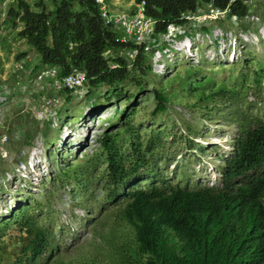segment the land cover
<instances>
[{
	"label": "rangeland",
	"instance_id": "374dc122",
	"mask_svg": "<svg viewBox=\"0 0 264 264\" xmlns=\"http://www.w3.org/2000/svg\"><path fill=\"white\" fill-rule=\"evenodd\" d=\"M26 1L34 8L36 0ZM42 1L53 8L52 0ZM109 4L133 12L136 2ZM15 5L0 0V259L13 263L24 256L27 233L13 214L29 205L52 239L37 264H138L124 255L129 242L114 226L99 140L129 119L152 146L147 169L154 168L163 183L220 186L240 124L264 122V0L250 3L244 18L184 22L169 39L149 40L142 85L135 84L139 68L129 62L127 80L98 87L85 80L74 91L37 79L43 64L10 14ZM159 90L168 101L165 111L153 114ZM201 92L211 98L201 100ZM42 96L57 97L60 106L38 119ZM142 173L139 182L145 183Z\"/></svg>",
	"mask_w": 264,
	"mask_h": 264
},
{
	"label": "trees",
	"instance_id": "16d2710c",
	"mask_svg": "<svg viewBox=\"0 0 264 264\" xmlns=\"http://www.w3.org/2000/svg\"><path fill=\"white\" fill-rule=\"evenodd\" d=\"M135 2H144L145 15L156 21L155 36L166 32L170 24L184 23L178 19L207 5L220 10L229 6V17L248 14L244 0L232 4L231 0ZM52 4L48 10L42 0H36L34 8L26 0H16L10 9L22 24L20 35L39 53L43 67H57L59 77L83 72L89 86L98 87L127 80L132 62L140 71L135 84H143L142 77L149 70L145 51L141 48L129 59L125 53L134 45L120 41V32L104 25L94 0H52ZM117 94L124 96L122 91ZM198 97L208 100L211 95L201 92ZM155 98L152 113L165 111L166 94L159 90ZM121 122L120 129L105 133L99 144L109 179L106 199L115 211L114 226L122 227L129 242L124 250L129 262L264 264L263 121H253L252 127L240 124L236 151L225 161L220 186L195 187L165 184L154 168L147 169L152 146L129 119ZM143 171L148 181L140 183ZM29 211L28 205L13 214L14 223L27 233L24 256L5 264H37L52 247L51 235ZM0 264H4L1 259Z\"/></svg>",
	"mask_w": 264,
	"mask_h": 264
},
{
	"label": "built area",
	"instance_id": "2783aa9c",
	"mask_svg": "<svg viewBox=\"0 0 264 264\" xmlns=\"http://www.w3.org/2000/svg\"><path fill=\"white\" fill-rule=\"evenodd\" d=\"M235 1L237 0H231L230 4ZM253 1L263 0H244L247 5ZM94 2L98 7L99 15L104 25L119 31L120 41L124 43L130 42L134 45L133 48L125 53L129 59H134L141 48L144 51L148 49L146 43L156 35V21L145 15L144 2L136 3L133 12L114 10L106 0H94ZM200 10L198 9L195 13L185 14L178 21L201 23L209 19L227 15L229 13V6L225 10H220L213 8L211 5H207V9L204 12H200ZM178 25L180 23L175 22L170 24L166 32L158 34L157 36L169 39L173 35L174 26ZM17 68H21V65H18ZM58 74L57 67L44 66L38 71L37 79L39 81H49L57 90L66 89L68 91H74L85 82V74L83 72L71 73L62 77H59ZM59 106L60 101L57 97L42 96L39 108L36 111V117L38 119L49 118L56 114Z\"/></svg>",
	"mask_w": 264,
	"mask_h": 264
}]
</instances>
